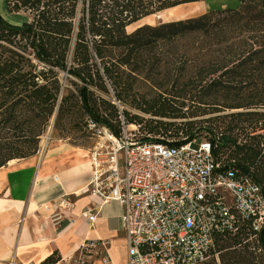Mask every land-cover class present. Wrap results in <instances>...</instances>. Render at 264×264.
<instances>
[{
    "label": "trees",
    "instance_id": "trees-1",
    "mask_svg": "<svg viewBox=\"0 0 264 264\" xmlns=\"http://www.w3.org/2000/svg\"><path fill=\"white\" fill-rule=\"evenodd\" d=\"M202 1L6 0L9 13L29 20L12 25L0 16V168L36 155L50 121L55 128L71 112L84 126L89 118L119 135L113 99L145 134L204 135L220 172L247 176L264 200V0L127 32ZM138 78L151 84L152 98L134 91ZM206 115L215 116L186 121ZM253 222L223 234L201 264H264V218L258 229ZM37 264H61V257L54 251Z\"/></svg>",
    "mask_w": 264,
    "mask_h": 264
},
{
    "label": "built area",
    "instance_id": "built-area-1",
    "mask_svg": "<svg viewBox=\"0 0 264 264\" xmlns=\"http://www.w3.org/2000/svg\"><path fill=\"white\" fill-rule=\"evenodd\" d=\"M111 101L119 109V135L85 119L84 130L96 141L89 151L87 192L101 204L121 206L127 264H201L240 221L253 218L254 229L260 227L259 187L235 169L220 172L205 136L141 140L140 126L127 124L123 107ZM61 204L72 207L68 199ZM95 216L84 215L90 225ZM98 245L105 241H87L81 250L94 252Z\"/></svg>",
    "mask_w": 264,
    "mask_h": 264
},
{
    "label": "crops",
    "instance_id": "crops-1",
    "mask_svg": "<svg viewBox=\"0 0 264 264\" xmlns=\"http://www.w3.org/2000/svg\"><path fill=\"white\" fill-rule=\"evenodd\" d=\"M229 2L219 1L214 10L238 6H225ZM0 16L12 25L29 20L26 14L9 13L6 0L0 1ZM89 151L60 144L0 168V264H37L54 251L61 264H69L87 241L99 240L109 242L108 264H127L121 206L101 204L87 193ZM67 199L70 208L61 204ZM91 211L96 215L92 225L84 217Z\"/></svg>",
    "mask_w": 264,
    "mask_h": 264
},
{
    "label": "rangeland",
    "instance_id": "rangeland-1",
    "mask_svg": "<svg viewBox=\"0 0 264 264\" xmlns=\"http://www.w3.org/2000/svg\"><path fill=\"white\" fill-rule=\"evenodd\" d=\"M213 1H214V4L216 3L215 5L213 4L214 7L210 4L208 8H205L198 15L203 14L205 11L207 12V11L214 10V8L219 7V4H218L219 1H227V0H212L211 2ZM237 4L238 2L235 3V0H231L225 6L231 7V6H236ZM26 16L29 18L28 15ZM159 16L155 15V16H150L146 19H143L142 21H140L139 24L130 26L127 29V32L130 33L137 25L149 24L148 21L150 22L149 25H155L161 22H167L162 17L158 18ZM70 80L71 78L68 77L65 73H61L62 84L66 88L72 91V87L69 83ZM134 91H136V93L140 94L141 96L147 99H150L154 96V92H153L151 84L141 78H138ZM125 109L130 113V115H137V116L144 117L145 119H150L149 117L143 115L137 110H133L129 107H125ZM214 116L215 115L197 116L195 118H192L186 121H201V120L207 119L209 117H214ZM177 123H180V121L177 120ZM217 125L219 126V124H216V126ZM146 135H150V134H145V131L141 130L140 136L138 135V138L142 140L146 137ZM151 136L157 137L158 135L157 136L151 135ZM199 137L203 138L204 135H200ZM95 142L96 141L93 138H91L84 130V118L81 117L79 111L74 112V113L71 112L70 114H65L62 120L60 121V123L55 128H54V123L52 122V120L50 121V124L47 127L46 131L40 137L38 152L36 153V155L39 156L43 152H47L48 150H50L53 146L60 145V144H66V145H69L70 147L73 146L80 150L87 151V150H91ZM87 193L88 195L91 196L89 191ZM109 247H110L109 242L105 241V246L98 245L94 252L93 251L86 252L84 250H81L77 255L71 258V262L69 264H82L81 262H83V264H93V263L94 264H108L107 262L109 258H108L107 250L109 249ZM119 253L123 256L124 250L121 248ZM102 260H106V263L103 262ZM8 264H14V263L10 262Z\"/></svg>",
    "mask_w": 264,
    "mask_h": 264
},
{
    "label": "bare ground",
    "instance_id": "bare-ground-1",
    "mask_svg": "<svg viewBox=\"0 0 264 264\" xmlns=\"http://www.w3.org/2000/svg\"><path fill=\"white\" fill-rule=\"evenodd\" d=\"M211 1L212 0H204L202 2H198V3L194 4V6H179V7L175 8V10L172 9V10H167V11L159 13L158 16L159 15L160 16L158 18L162 17L166 21H169V20H173L176 18L193 17L194 15L201 13L205 8H208V6L210 4L213 6L214 2H211ZM237 2L238 1L235 0V3H237ZM148 23L150 24L149 21H148ZM41 258H42V256H41Z\"/></svg>",
    "mask_w": 264,
    "mask_h": 264
},
{
    "label": "water",
    "instance_id": "water-1",
    "mask_svg": "<svg viewBox=\"0 0 264 264\" xmlns=\"http://www.w3.org/2000/svg\"><path fill=\"white\" fill-rule=\"evenodd\" d=\"M52 122H53V120H52Z\"/></svg>",
    "mask_w": 264,
    "mask_h": 264
}]
</instances>
